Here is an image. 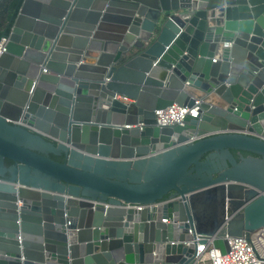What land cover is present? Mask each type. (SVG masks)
<instances>
[{
	"label": "water",
	"instance_id": "water-1",
	"mask_svg": "<svg viewBox=\"0 0 264 264\" xmlns=\"http://www.w3.org/2000/svg\"><path fill=\"white\" fill-rule=\"evenodd\" d=\"M1 38L0 264H196L264 229V0H23Z\"/></svg>",
	"mask_w": 264,
	"mask_h": 264
},
{
	"label": "built area",
	"instance_id": "built-area-1",
	"mask_svg": "<svg viewBox=\"0 0 264 264\" xmlns=\"http://www.w3.org/2000/svg\"><path fill=\"white\" fill-rule=\"evenodd\" d=\"M5 38H0V54L6 49ZM120 100L128 102L129 99L124 96H117ZM198 101L192 106H180L172 104L164 109L155 110L156 122L159 125H175L181 124L186 115H197ZM139 129L142 128L143 122L135 125ZM175 197L168 198L171 200ZM157 203L150 204H130L126 203L125 207L134 209H151ZM163 221H166L163 219ZM229 249L225 253H221L218 248H214L210 243L198 244L196 249V264H260V257L264 258V229L252 233L247 239L244 236L227 237Z\"/></svg>",
	"mask_w": 264,
	"mask_h": 264
},
{
	"label": "trees",
	"instance_id": "trees-1",
	"mask_svg": "<svg viewBox=\"0 0 264 264\" xmlns=\"http://www.w3.org/2000/svg\"><path fill=\"white\" fill-rule=\"evenodd\" d=\"M23 0H0V38L3 34H8L13 20L18 13ZM56 160L61 161L62 157L51 155ZM9 164V161H6Z\"/></svg>",
	"mask_w": 264,
	"mask_h": 264
}]
</instances>
